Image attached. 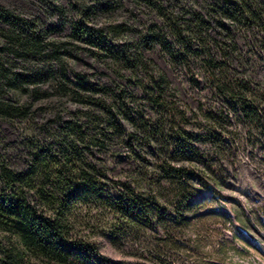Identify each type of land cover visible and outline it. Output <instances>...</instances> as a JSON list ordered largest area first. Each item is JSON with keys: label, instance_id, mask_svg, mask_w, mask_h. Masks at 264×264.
<instances>
[{"label": "trees", "instance_id": "trees-1", "mask_svg": "<svg viewBox=\"0 0 264 264\" xmlns=\"http://www.w3.org/2000/svg\"><path fill=\"white\" fill-rule=\"evenodd\" d=\"M133 2L151 25L139 30L135 19L115 18L120 3L106 4L82 11L61 38L0 6V23L9 26L0 29V118L34 129L21 170L0 133V264H174L175 252L194 255L186 235L209 215L206 205L220 202L223 173L203 159L197 140L217 143L220 157L237 154L222 145L230 111L254 129L248 139L264 131V102L252 101L243 81L255 61L263 64L264 50L248 51L262 62L240 64L243 80L230 73L246 34H264V0ZM149 50L173 52L172 62L190 72L199 67L219 106L189 111ZM82 51L112 69V86L76 71ZM190 78L191 88L200 85ZM256 86L264 87V76ZM40 112L45 119L36 125ZM203 125L213 131L195 129ZM100 238L136 247L133 261L106 256Z\"/></svg>", "mask_w": 264, "mask_h": 264}, {"label": "rangeland", "instance_id": "rangeland-1", "mask_svg": "<svg viewBox=\"0 0 264 264\" xmlns=\"http://www.w3.org/2000/svg\"><path fill=\"white\" fill-rule=\"evenodd\" d=\"M118 3L121 6L116 11L115 18L126 17L129 20L133 18L135 20L131 21L139 30L152 24L145 7L137 5L133 0H0V6L14 10L29 20L37 21L44 30H52L51 37L53 38L70 35L72 22L79 17L82 11ZM94 21L97 22L98 27H102L100 23L104 21V17L98 20L94 19ZM154 21L157 25L163 24L160 19H154ZM8 28L7 24L0 23V29ZM167 36L169 43L175 47L172 34L168 33ZM145 55L154 62L172 86L179 89L182 100L189 111H197L203 104L206 112L214 109L211 90L206 87V76L200 72L199 67H195L190 72L187 68L185 70V67L174 64L171 58L173 52L167 54L160 50H149ZM257 55L248 52L249 58L262 59ZM80 56L81 60L76 65L77 72L96 74L97 76L93 79L103 85L112 86L114 84L115 75L109 66L83 51ZM190 58L196 61L195 56ZM196 62L199 63V60ZM261 66H264V62L260 64L257 78L264 76V67ZM192 75L200 82L199 86H192V88L189 86V83L193 84L194 82L191 78L188 82L187 77ZM12 96L10 94L7 98L13 99ZM202 96L206 98L205 101H202ZM228 113V132L223 136L222 145L231 150V153L237 151V154L220 157L216 154L219 149L217 143L206 141L205 138L197 140V145L203 147L201 153L203 159L209 158L216 168L223 170L222 174L217 170V173L220 174L218 178L222 181L219 191L220 202L206 205L205 209L209 215L200 223L193 221V226L186 235V240L190 239V247L194 248L195 254L186 256L184 252H175L170 257L174 264H264V221L262 219L264 213V131L258 136L254 134V139H248L247 133L250 130L253 133L254 129H249L240 123L233 111ZM44 119V114L38 113L35 119L36 125L42 124ZM198 120H203L202 114H199ZM195 129L200 130L201 134L212 130L210 126L205 125ZM32 132L34 129L27 126V123L0 118V133L8 145L7 156L16 169L25 168L27 157L25 143ZM37 132L40 134L39 129ZM252 139L257 143L254 153L250 152L253 151L252 142H250ZM251 154H254V157ZM237 166L239 169L233 170ZM129 168L130 165H121L117 170L125 172ZM207 191L205 193L210 198ZM223 203H226V207L230 208L233 215H238V218L234 219L231 215L220 212ZM245 207L250 210L251 216L245 212ZM236 224L244 225L250 237L242 238L236 232ZM228 230L233 231V237H228L226 233ZM100 242L106 256L116 260L133 261L136 247L127 245L124 248H118L103 238H100ZM178 258L180 259L178 260Z\"/></svg>", "mask_w": 264, "mask_h": 264}, {"label": "built area", "instance_id": "built-area-1", "mask_svg": "<svg viewBox=\"0 0 264 264\" xmlns=\"http://www.w3.org/2000/svg\"><path fill=\"white\" fill-rule=\"evenodd\" d=\"M241 44L244 46L243 47L244 49H242L240 57L237 58L238 64H235V65L230 67L231 68L230 73L232 74V76H234V77L237 76L238 78L243 80V78H241V76H240V64H243V62L245 60H248V51L257 52L259 50H264V34L262 32H260L258 34H252V35L250 33H247L246 36L243 38ZM248 45H250V47ZM259 63L260 62L255 61V65H253V72H252L251 80H243V81L250 85L251 90L254 93L253 94L254 100H252V101H258V102H260V104L262 106V102H264V87L256 86V76H258ZM183 79H185V78H183ZM250 95H251V93H250ZM205 99L206 98H204L202 96V101H205ZM216 99L217 98H215V100L213 99V101H214V103H217V106H219L218 100H216ZM224 113L226 114V110L224 111ZM263 130H264V127L259 131H263Z\"/></svg>", "mask_w": 264, "mask_h": 264}]
</instances>
